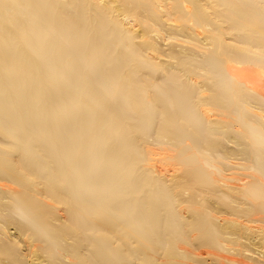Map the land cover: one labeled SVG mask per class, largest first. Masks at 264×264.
Here are the masks:
<instances>
[{
	"label": "bare ground",
	"instance_id": "6f19581e",
	"mask_svg": "<svg viewBox=\"0 0 264 264\" xmlns=\"http://www.w3.org/2000/svg\"><path fill=\"white\" fill-rule=\"evenodd\" d=\"M0 264H264V0H0Z\"/></svg>",
	"mask_w": 264,
	"mask_h": 264
}]
</instances>
